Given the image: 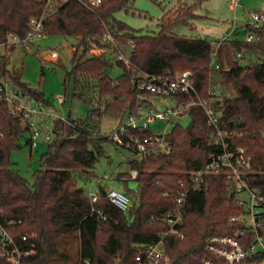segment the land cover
Returning a JSON list of instances; mask_svg holds the SVG:
<instances>
[{"label":"trees","instance_id":"1","mask_svg":"<svg viewBox=\"0 0 264 264\" xmlns=\"http://www.w3.org/2000/svg\"><path fill=\"white\" fill-rule=\"evenodd\" d=\"M90 2L70 0L48 14L47 0H0V44L11 34L26 39L30 20L43 16L42 35L77 40L65 83L74 79V97L92 106L86 120L54 122L53 139L41 156V169L30 183L11 160L13 151L21 148L20 139L29 132L28 126L10 113L8 102L0 103V223L17 239L27 235L28 247L34 245V253L22 264H64V248L77 240L87 248L78 264H136L149 245L169 232L163 218L176 208L180 182L190 187V173L204 169L211 156L220 151L209 144L213 128L201 106L189 107L188 126L173 127L169 153L131 156L126 161L127 170L118 176L138 171L136 180L121 181L123 192L132 199L128 212L104 197L93 204L89 193L80 186L97 179L96 167L106 157L105 143L120 146L100 134L101 120L123 119L150 106L153 94L139 85L153 78L174 79L187 71L194 74L200 99L208 101L220 115L221 127L233 132L231 144L245 148L252 156L250 185L264 195V28L255 29L249 24L244 27L245 34L259 35V40L253 42L241 36L211 43L174 35L176 26L198 17L194 13L196 3L167 13L158 33L143 34L116 18L118 12L128 11L133 0H102L98 6ZM107 35L119 43L132 44L130 65L113 60L110 52L92 53L109 47L104 43ZM8 65L7 56L0 51V81L10 79L46 106L44 94L12 73ZM116 66L123 69V74L113 78L108 71ZM216 80L232 95L225 91L218 94ZM68 99L66 91L65 102ZM172 99L176 105L184 106L198 101L193 95H176ZM93 209L102 215H93ZM242 212L228 177H208L207 187L190 191L186 198L179 231L183 238L175 233L165 237L171 264H202L209 257L208 239L235 236L242 226L230 219ZM12 221L16 223L12 225ZM0 264H5L1 254Z\"/></svg>","mask_w":264,"mask_h":264},{"label":"built area","instance_id":"2","mask_svg":"<svg viewBox=\"0 0 264 264\" xmlns=\"http://www.w3.org/2000/svg\"><path fill=\"white\" fill-rule=\"evenodd\" d=\"M70 0H47L48 14L56 12L59 7ZM102 0H91L93 6L101 4ZM238 5L240 0H232ZM248 23L255 29L264 28V10L256 11L250 14ZM46 16L30 20V33L26 39H20L17 36L9 35L6 42L0 44V47L6 49L23 48L28 43H33L42 35L43 24ZM259 35L246 33L245 40L253 42L259 40ZM231 39L227 37L224 40ZM223 41V40H222ZM104 43L109 47L105 50H93L92 53L100 55L110 52L114 54L116 61H124L130 65L123 53L120 52L119 42L111 36H105ZM100 51L99 53H95ZM217 53L213 54L214 60ZM241 57V54H238ZM60 54L57 51H51L48 60L58 61ZM218 69L219 66L216 65ZM11 83L7 80L0 81V103L6 101L10 107V113L21 118L28 126L30 134L31 147L37 146L35 141L40 135L36 128V116L44 115L45 105L43 102L26 94V99L32 101L35 106H28L24 103V95L20 94L13 97L10 94ZM141 90L147 91L158 96L165 101L172 99L176 95H193L198 101H193L190 105H176L167 108L164 111L156 109L153 105L141 108L137 113L128 116V122L122 125L118 131L109 135L110 139L125 147L132 153L133 158H145L148 156H157L163 153H169L171 141L169 134L176 124H182V120L188 117L187 111L191 105L201 106L207 116L208 125L213 128V135L209 144L220 151L213 154L210 161L204 169L190 173L191 186L187 187L184 181L180 182L176 208L169 211L163 218V221L169 226V232L162 235L159 242L149 245L138 257L136 264H171L172 259L167 255L164 240L169 233L180 234V227L183 223V214L185 201L190 191H202L207 187V178L217 175H226L229 179L231 191L235 194L238 206L243 210L241 215L230 219L233 223H240L241 228L235 236H213L208 239L207 252L209 257L202 261V264H264V195L261 191L250 185V179L253 171V160L250 153L242 147L233 146L231 140L233 132L221 127L220 115L214 111L213 107L206 100L199 97L196 87L194 74L184 72L176 78L157 77L151 81H144L139 85ZM214 94V93H213ZM59 103H64V96L58 97ZM30 103V102H29ZM49 118L54 122L57 120L65 121L51 114ZM172 128V129H171ZM136 133V134H135ZM139 134V135H137ZM127 136L128 139H124ZM2 134L0 133V138ZM138 177V171L131 170L126 177L104 176V180L134 181ZM105 190L106 196L114 206L123 212H128L132 206V199L123 191L111 189L109 187H100L97 191H90L89 197L93 204L98 203ZM93 215L101 216V212L93 209ZM16 222L12 221L14 225ZM21 224V221L18 222ZM28 236L23 235L20 239L3 227L0 223V254L5 264H22L23 259L34 253V245L28 247ZM89 264V263H87Z\"/></svg>","mask_w":264,"mask_h":264},{"label":"rangeland","instance_id":"3","mask_svg":"<svg viewBox=\"0 0 264 264\" xmlns=\"http://www.w3.org/2000/svg\"><path fill=\"white\" fill-rule=\"evenodd\" d=\"M196 3L197 8L194 13L198 17L188 19V24L176 26L173 29L174 35L205 39L211 43L222 41L237 30L244 36L242 27L250 22V14L264 10V0H240L238 5H235L232 0H133L128 11L118 12L116 18L136 30H141L143 34H155L160 31V22L167 13L175 12L181 6H192ZM76 43L75 38L40 37L23 48L0 47L1 53L7 56L10 71L19 74L22 80L31 87L39 89L47 102L44 115L35 117L36 128L40 132L35 140L37 146L32 148L28 144L30 134L27 133L20 139L21 148L13 151L11 156L14 168L30 183H33L34 173L41 169V156L47 151L53 139L54 121L49 118V115L53 114L65 120L69 118L86 120L92 110L91 104L74 97V79H71L68 85L65 83L67 72L72 68L70 59L73 45ZM118 46L120 52L129 59L133 49L132 44L120 42ZM51 51H57L60 54L58 61L48 60ZM115 57L114 54L111 55L113 60ZM108 72L113 78H117L123 74V69L116 66ZM7 81L11 83L10 94L13 97L22 94L25 104L30 107L35 106L29 98L26 99L25 92L10 79ZM216 82L218 94L225 91L227 95H232V91L219 85L220 80ZM66 91L69 93V99L65 103H59L58 97L65 96ZM149 102L160 111L173 107L175 104L173 99L165 101L155 95L149 97ZM127 122V116L123 119L104 117L100 123V134L109 136ZM181 122L186 127L190 119L187 117ZM104 148L106 157H102L96 167L97 179L88 184L80 183V186L84 187L88 193L91 190L97 191L100 187L123 191L121 181H106L104 176L117 177L120 171L127 170L126 161L132 153L113 142L105 143ZM131 185L135 186L133 183ZM90 226L93 228L94 223L90 222ZM64 252L66 254L64 264H78L87 253V248L83 246L81 240H77L66 246Z\"/></svg>","mask_w":264,"mask_h":264},{"label":"crops","instance_id":"4","mask_svg":"<svg viewBox=\"0 0 264 264\" xmlns=\"http://www.w3.org/2000/svg\"><path fill=\"white\" fill-rule=\"evenodd\" d=\"M246 26V25H245ZM245 26H243L242 27V30H243V32H244V27ZM245 33V32H244ZM243 37V38H245V34H244V36H242V33H240L238 30L233 34V35H230V37H231V39H234V38H237V37ZM229 37V36H228ZM227 38V37H226ZM121 170V169H120Z\"/></svg>","mask_w":264,"mask_h":264},{"label":"water","instance_id":"5","mask_svg":"<svg viewBox=\"0 0 264 264\" xmlns=\"http://www.w3.org/2000/svg\"><path fill=\"white\" fill-rule=\"evenodd\" d=\"M102 195H103V197L106 196V192H105V190H102Z\"/></svg>","mask_w":264,"mask_h":264}]
</instances>
